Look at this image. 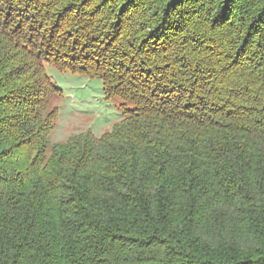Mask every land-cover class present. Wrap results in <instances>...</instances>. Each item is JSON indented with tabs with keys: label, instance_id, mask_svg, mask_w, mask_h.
I'll use <instances>...</instances> for the list:
<instances>
[{
	"label": "trees",
	"instance_id": "16d2710c",
	"mask_svg": "<svg viewBox=\"0 0 264 264\" xmlns=\"http://www.w3.org/2000/svg\"><path fill=\"white\" fill-rule=\"evenodd\" d=\"M49 68L111 132L50 144ZM0 264H264V0H0Z\"/></svg>",
	"mask_w": 264,
	"mask_h": 264
},
{
	"label": "rangeland",
	"instance_id": "374dc122",
	"mask_svg": "<svg viewBox=\"0 0 264 264\" xmlns=\"http://www.w3.org/2000/svg\"><path fill=\"white\" fill-rule=\"evenodd\" d=\"M48 72L63 92L51 106L57 110L55 129L48 137L51 145L67 143L88 131L100 138L111 132L114 124L122 118V102L118 98H105L100 79L59 72L53 68Z\"/></svg>",
	"mask_w": 264,
	"mask_h": 264
}]
</instances>
